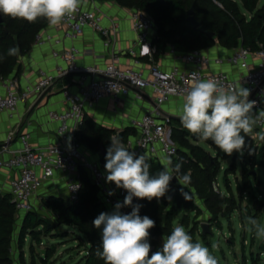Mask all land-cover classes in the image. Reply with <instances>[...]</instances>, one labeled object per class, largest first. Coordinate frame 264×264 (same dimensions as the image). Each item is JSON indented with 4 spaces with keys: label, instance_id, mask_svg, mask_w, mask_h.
Returning a JSON list of instances; mask_svg holds the SVG:
<instances>
[{
    "label": "built area",
    "instance_id": "obj_1",
    "mask_svg": "<svg viewBox=\"0 0 264 264\" xmlns=\"http://www.w3.org/2000/svg\"><path fill=\"white\" fill-rule=\"evenodd\" d=\"M129 19L136 35L133 46L127 51L133 59L130 66L122 64L123 52L113 47L119 28L116 19L104 14L96 5V0H83L71 18H65L60 25L52 28L47 22V26L35 37L34 46L52 47L51 55L57 62L54 73L40 69L36 82L26 86H21L16 77H0V112L7 113L10 118L16 116L21 104L39 100L63 78L74 77L77 89L75 93L65 90L64 111L49 113L50 120L58 124L56 143L34 148L29 142V135H19L13 130L0 145V172L5 170L14 174L4 189L0 187V191L3 192V189L11 195L21 222L22 212L27 215L35 211L33 201L39 190L53 180L57 172L64 175L67 189L64 200L68 205L80 198L82 171L97 188L108 212L114 209L117 202H123L126 190L106 181V170L99 162L88 158L77 136L87 111L107 99L115 104L122 103L131 95L136 101L152 99V108L132 120L135 138L126 140L124 145L137 155H162L171 160L178 158L180 148L173 140L172 117L164 112L162 106L171 98H183L195 79L213 78L225 85L240 82L251 90L249 99L256 100L258 108H264L263 45L255 51L239 47L230 54L218 56L207 54L205 50L183 51L170 45L167 53L173 64L165 69L155 59L157 26L153 18L145 11L129 8ZM89 27L103 37L104 47L111 50L110 61L105 66L79 61L81 51L77 42ZM53 31L61 32V35L57 36ZM66 42L70 45L63 48ZM223 66L236 69L237 75L214 70ZM255 129L264 131L261 126ZM17 137L20 147L14 148L12 143ZM113 137L119 136L115 134ZM213 188L215 192L220 191L217 182L213 183ZM110 191L115 194L109 195ZM121 211L127 213L125 207ZM261 257L264 259V253Z\"/></svg>",
    "mask_w": 264,
    "mask_h": 264
},
{
    "label": "trees",
    "instance_id": "obj_2",
    "mask_svg": "<svg viewBox=\"0 0 264 264\" xmlns=\"http://www.w3.org/2000/svg\"><path fill=\"white\" fill-rule=\"evenodd\" d=\"M114 1L122 7L145 11L153 18L157 26V37L154 41L156 60L168 45H174L183 51H203L215 45L228 50L245 47L255 51L259 45L264 46V5L259 7L261 0H240L242 7L234 0ZM193 4H195L196 19L202 24L203 29L215 33L214 38L190 25L188 11ZM0 14L3 19V22L0 23V77L6 79L14 73L18 74L20 70L19 58L31 51L36 35L47 26V20L38 18L35 22H28ZM240 32L241 37L239 36ZM15 46L19 47L20 54L9 56L8 49ZM172 124L174 126L173 139L180 148L178 158L173 159V165L182 164L181 172H190L191 176L190 183L184 188L188 199H185L181 194V188L176 190L173 199H168L169 196L171 197L172 181L170 191L163 198H154L151 201L133 199V204L143 205L140 215H147L156 222L155 227L149 230L153 252L162 246L164 237L171 234L173 221L181 210L186 213L200 212L194 202L195 198L205 203L213 221H218L220 216L230 218L238 209L234 196L223 194L221 190L214 191L213 183L216 182L221 169L219 158L212 156L199 145H192L183 140L179 142L178 137H181L180 130L182 129H179L178 126H182L181 121L173 118ZM132 133L134 134L136 131L134 129L125 131L124 139ZM112 134L113 131L86 118L77 136L81 142L94 150H99L100 144H103L105 148L110 146ZM243 150L245 156L241 160V165L245 177L249 173L246 170L248 166L264 168V140L260 146H257L250 134H247L246 146ZM103 160L106 164V159ZM81 178L83 187L77 202L68 205L63 198L59 197H50L46 200L47 207L55 215L56 224L43 221L36 211L28 213L22 220L19 247H24L26 236L29 235L33 237V243L45 246L41 253L35 254V246L31 245V264H38L37 259L42 264H52L57 246L51 243L45 244L43 239L49 235H54L53 238L66 237L67 234L62 232L52 234L61 225L77 229V240L86 251L82 259L83 264H105V261L96 255L97 248L100 246L102 229L95 228L92 221L101 212H108V209L101 202L97 188L92 184L85 171L81 172ZM224 184L231 191L228 178ZM241 187V194L246 193V188ZM242 199L243 195H241ZM170 202H174V206L170 207ZM125 209L127 213L132 211L131 207H125ZM163 215H166L165 222ZM17 223L18 213L11 201V195L0 191V264H15L12 244ZM182 223L187 225L185 220H182ZM189 234L194 236L192 230ZM201 235L206 239L207 235ZM43 251H45V255L42 254ZM261 253L258 254L259 258L252 257L251 262L247 264H260Z\"/></svg>",
    "mask_w": 264,
    "mask_h": 264
},
{
    "label": "clouds",
    "instance_id": "obj_3",
    "mask_svg": "<svg viewBox=\"0 0 264 264\" xmlns=\"http://www.w3.org/2000/svg\"><path fill=\"white\" fill-rule=\"evenodd\" d=\"M83 0H0V13L14 19L35 22L45 18L50 28L58 26L65 18H71ZM146 46V45H145ZM9 56H18V46L8 49ZM251 90L240 82L225 85L213 78L195 79L183 96L180 121L182 126L201 141L211 140L223 153L243 154L246 135L256 126L264 127V108H258L256 100H250ZM243 133V135H242ZM106 150V181L124 189L127 195L117 202L111 212H101L93 221L100 232V246L96 255L105 264H218L209 247L193 237L182 225H174L171 234L163 239L162 246L152 251L149 230L156 222L140 215L142 204L133 199H160L170 191L175 178L181 194L188 199L184 188L190 183V172L182 173V164L173 165L171 159L162 163L163 170L150 174V157L137 155L125 147L122 138L111 137ZM264 140V133L260 135ZM110 191L109 195H114ZM169 200L172 197H168ZM131 207L130 213L121 211ZM246 223L257 239L264 238V224L249 216ZM216 245L212 244V249Z\"/></svg>",
    "mask_w": 264,
    "mask_h": 264
},
{
    "label": "crops",
    "instance_id": "obj_4",
    "mask_svg": "<svg viewBox=\"0 0 264 264\" xmlns=\"http://www.w3.org/2000/svg\"><path fill=\"white\" fill-rule=\"evenodd\" d=\"M96 5L102 12H104V14L110 16L112 19H116L118 22L119 28L115 34L113 47L123 52L122 64L130 66L133 59L127 54V51L133 46L136 35L132 29V24L129 19V8L120 6L114 0H96ZM262 5H264L263 0L260 1L259 7H262ZM105 24L107 26L109 25L107 21H105ZM53 33L57 36L61 35V32L53 31ZM69 45L70 43L66 42L63 48L68 47ZM77 46L81 51L79 61L82 64L105 66L110 61L111 50L104 47L103 37L90 27L85 30V33L77 42ZM168 46L156 60L165 69L170 68L173 64L171 57L167 53ZM51 51L52 47L50 46L37 47L33 45L29 53L19 58L20 70L18 74L16 75V73H14L10 77L18 78L21 86H26L27 84L36 82L38 78V71L40 69L54 73L57 62L52 58ZM232 51L233 50L225 49L219 45H215L214 47L205 50L207 54L212 56L226 55L230 54ZM214 70L229 72L234 76L238 73L236 69H232L229 66H223L220 68L216 67ZM65 90H69L72 93L77 92L74 77L68 76L59 80L39 100L21 104L19 106L18 113L13 118H10L5 112H0V145L7 140L8 134L13 130H16L19 135H29V142L34 148H42L49 144L56 143L58 140L56 132L58 124L50 120L49 113L62 112L66 109L64 103ZM182 103L183 98H171L165 105L162 106V108L166 114L172 117V119H180L179 117L181 114ZM151 108L152 99L148 98L144 101H136L134 96L131 95L120 104H115L109 99L103 101L97 107L89 109L87 111L86 118H90L101 127L113 131L111 137L115 134H118L119 136L120 132H122V140L125 142L126 140H133L135 138V133H132L124 139L125 131L133 129L131 127L132 120L140 118ZM178 128L182 129L180 126ZM81 143L87 152L88 158L99 162L105 169L104 158L101 157L99 150H94L87 144L83 142ZM109 144H111V142ZM12 145L14 148L20 147L18 137L13 141ZM147 156L150 157L148 162L151 164L150 174L152 175L156 174L158 171H162V163H166L168 160V158L162 155L151 157L147 154ZM171 161L173 162V160ZM13 176L14 174L11 172L5 170L1 171L0 187L4 189V185ZM3 189L2 191L5 193ZM66 196L67 189L64 175L61 172H57L54 179L46 183L39 190L35 198V202L40 204L43 200L45 201L50 197H59L64 199ZM196 200L200 211L210 213L202 200L198 198H196ZM46 210L51 214L50 217H53L54 219L55 215L51 213L47 204ZM70 228L72 229L71 233L77 236V229L74 227ZM72 240H74V238ZM83 252L80 254L86 253L84 248ZM15 264L18 263L15 261Z\"/></svg>",
    "mask_w": 264,
    "mask_h": 264
},
{
    "label": "rangeland",
    "instance_id": "obj_5",
    "mask_svg": "<svg viewBox=\"0 0 264 264\" xmlns=\"http://www.w3.org/2000/svg\"><path fill=\"white\" fill-rule=\"evenodd\" d=\"M234 1L242 7L240 0ZM180 127L182 130H180L181 137H178L179 142L183 140L184 142H189L192 145H199L212 156L219 158L221 162V169L216 178V182L223 194L234 196L237 200L238 209L233 213V215H231L230 218L227 216H220L218 221H213L212 215L207 212L204 213L203 211H195L192 213H186L181 210L175 217L173 226L182 225L188 233L192 230L194 233V236H192L193 241L195 242L198 240L205 246L209 247L212 254L217 258L219 264L250 263L252 257H258L259 253H264V238L257 239L254 231H249L250 225L246 223L247 218L252 216L264 224V168L261 166H248L246 170L249 173L245 177L241 165V160L245 156L244 150L243 154L240 152H234L231 156H228L223 153L211 140H196V137L193 134L189 133L183 126ZM262 133H264V131L256 130H253L252 133H250V136L253 138L257 146H260L263 142V140L260 139V135ZM227 178L230 183L231 191H229L224 184ZM241 186L246 188V194H241ZM241 195H243L242 200ZM194 202L197 205L196 198ZM33 203L35 211L43 221L53 222L56 224V219L50 217L51 214L46 210V200H43L40 204L35 201H33ZM173 204V202H170L169 206H174ZM25 216L26 213L22 212L20 218L24 219ZM20 220L21 219L18 220L13 234L12 254L16 263L31 264V245L34 244L35 246V254L41 253L45 246L43 244L38 246L36 243H33V237L29 235L26 236L24 247H19V234L22 226V222ZM182 220H185L187 225H183ZM203 223H207L210 230L206 239L202 238L201 235V225ZM71 231L72 229L70 227L61 225L52 234L62 232L67 234L66 237L53 238L54 235H49L43 239L45 244L51 243L56 244V246L58 245L52 264H82L84 254L80 253L83 252V248L81 247L79 241L76 240L77 236L72 234ZM73 238L74 240H72ZM213 243L216 245L215 249H212ZM37 263L42 264L39 259H37ZM260 264H264L263 258L260 259Z\"/></svg>",
    "mask_w": 264,
    "mask_h": 264
},
{
    "label": "water",
    "instance_id": "obj_6",
    "mask_svg": "<svg viewBox=\"0 0 264 264\" xmlns=\"http://www.w3.org/2000/svg\"><path fill=\"white\" fill-rule=\"evenodd\" d=\"M188 16H189V18H188L189 23L194 29H200L201 32L207 34L211 38L215 37V33L203 29L202 28V24L196 19V17H195V4H193L191 9L188 11ZM2 22H3V19H2L1 14H0V23H2ZM239 36L240 37L242 36L241 32L239 33ZM119 138H123V133L122 132H120ZM196 140H199V139L196 138ZM106 150L107 149L104 147L103 144L99 145V153H100L101 157L104 158V159L106 157ZM172 184H173V186L171 188V197L173 199L176 190L178 188H181L182 186L178 183V181L175 178H173ZM165 219H166V215H163V221L164 222H165ZM201 230H202V234L203 235H208L210 233L209 225L207 223H203L201 225ZM42 254L45 255V251H43Z\"/></svg>",
    "mask_w": 264,
    "mask_h": 264
}]
</instances>
